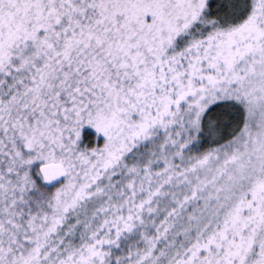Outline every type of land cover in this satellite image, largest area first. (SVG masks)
<instances>
[{"label": "snow or ice", "instance_id": "obj_1", "mask_svg": "<svg viewBox=\"0 0 264 264\" xmlns=\"http://www.w3.org/2000/svg\"><path fill=\"white\" fill-rule=\"evenodd\" d=\"M0 264H264V0H0Z\"/></svg>", "mask_w": 264, "mask_h": 264}]
</instances>
